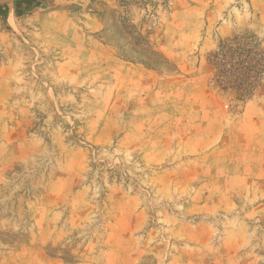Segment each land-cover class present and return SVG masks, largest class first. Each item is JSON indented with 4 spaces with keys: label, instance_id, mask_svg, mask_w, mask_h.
I'll return each mask as SVG.
<instances>
[{
    "label": "rangeland",
    "instance_id": "374dc122",
    "mask_svg": "<svg viewBox=\"0 0 264 264\" xmlns=\"http://www.w3.org/2000/svg\"><path fill=\"white\" fill-rule=\"evenodd\" d=\"M0 15V264H264V0H38ZM14 22V23H13Z\"/></svg>",
    "mask_w": 264,
    "mask_h": 264
},
{
    "label": "trees",
    "instance_id": "16d2710c",
    "mask_svg": "<svg viewBox=\"0 0 264 264\" xmlns=\"http://www.w3.org/2000/svg\"><path fill=\"white\" fill-rule=\"evenodd\" d=\"M38 0H17L16 16L23 15L24 8L35 6ZM8 5L0 4V15L8 17ZM211 63L218 72V78L225 89L234 90L241 97H250L260 81L264 80V49H258L254 42L235 37L224 40L219 49L211 53Z\"/></svg>",
    "mask_w": 264,
    "mask_h": 264
},
{
    "label": "bare ground",
    "instance_id": "6f19581e",
    "mask_svg": "<svg viewBox=\"0 0 264 264\" xmlns=\"http://www.w3.org/2000/svg\"><path fill=\"white\" fill-rule=\"evenodd\" d=\"M14 0H0V3H8V2H13ZM14 23V22H13Z\"/></svg>",
    "mask_w": 264,
    "mask_h": 264
}]
</instances>
